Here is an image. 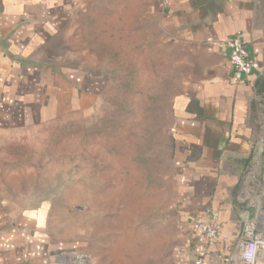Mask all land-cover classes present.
Returning a JSON list of instances; mask_svg holds the SVG:
<instances>
[{
  "label": "rangeland",
  "instance_id": "374dc122",
  "mask_svg": "<svg viewBox=\"0 0 264 264\" xmlns=\"http://www.w3.org/2000/svg\"><path fill=\"white\" fill-rule=\"evenodd\" d=\"M160 9L159 0H83L61 62L101 80L94 101L0 124V204L38 213L62 264H194L201 238L183 225L171 128L172 100L201 77V53L168 38ZM262 188L240 184L230 198L264 238ZM233 248L211 264H238Z\"/></svg>",
  "mask_w": 264,
  "mask_h": 264
},
{
  "label": "crops",
  "instance_id": "0c3cea01",
  "mask_svg": "<svg viewBox=\"0 0 264 264\" xmlns=\"http://www.w3.org/2000/svg\"><path fill=\"white\" fill-rule=\"evenodd\" d=\"M82 1L0 0L1 125L27 126L38 112L46 120L60 108L94 101L101 80L61 62L63 38ZM159 25L174 44L201 53L195 69L201 77L172 100L183 225L217 212L214 251L226 254L249 216L234 212L231 192L263 180L264 0H169ZM237 33L258 69L234 84L222 43ZM31 213L14 214L0 204V264H62L34 220L38 213Z\"/></svg>",
  "mask_w": 264,
  "mask_h": 264
},
{
  "label": "built area",
  "instance_id": "2783aa9c",
  "mask_svg": "<svg viewBox=\"0 0 264 264\" xmlns=\"http://www.w3.org/2000/svg\"><path fill=\"white\" fill-rule=\"evenodd\" d=\"M168 2L169 0H159L160 7H166ZM222 46L227 53L228 64L231 68L230 80L234 84L246 81L258 69V63L249 57L247 44L240 34L229 37L222 43ZM262 184L264 200V176ZM206 217L202 221L195 217L190 222L192 232L201 238L194 264H211L215 260L224 258V255L221 256V253L214 251L220 235L218 214L207 210ZM241 223L233 248L238 257V264H258L264 249V238L258 232V223L247 217Z\"/></svg>",
  "mask_w": 264,
  "mask_h": 264
}]
</instances>
